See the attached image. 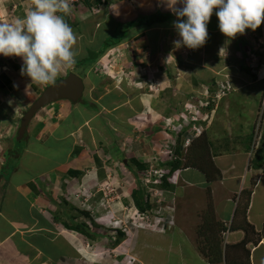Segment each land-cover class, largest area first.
Instances as JSON below:
<instances>
[{
	"label": "crops",
	"instance_id": "obj_1",
	"mask_svg": "<svg viewBox=\"0 0 264 264\" xmlns=\"http://www.w3.org/2000/svg\"><path fill=\"white\" fill-rule=\"evenodd\" d=\"M81 3L72 13L76 20L70 25L76 37L73 45L76 63L71 69H62L54 81L46 84L32 82L30 77L21 73V57L0 55V132L6 134L0 139V264H64L70 256L73 259L82 257L79 238L82 234L67 228L64 220V216H67L70 224L81 221L82 214L76 213L78 206L75 201L84 198L103 218L105 215L118 214L120 210L103 208L105 203L102 199L105 195L99 186L102 183H122L120 187L124 199H120L118 208L124 202L130 203L126 198L130 199L132 190L142 184L135 174V166L142 170L150 163V168L153 167L150 177L152 180L158 178L155 171L168 172L170 169L166 165L168 156L164 160L159 156V151L163 148L157 134L158 126L162 125L160 121L163 118L173 119L176 113L185 114L182 113V108H191L199 98L208 102L206 94H209V81L201 76L199 79L190 70L191 63L182 59L183 56L188 57L186 52H181V49L186 51L185 47H175L174 42L180 39L174 28V21L178 18L168 8L166 0H82ZM1 5L2 22H10V18H24L33 7L32 0H0ZM157 13L171 14V17L164 16L162 22L145 24ZM133 21L137 23L128 29L119 43L107 47L95 60L83 66L82 63L89 58L86 49L97 48L101 52V45L115 35L118 24ZM218 23L214 10L207 25L212 31V39L206 40L207 45L211 48V41L213 46L222 47L223 51L228 49L233 58L231 62L222 64V61H215V57L208 58V50L204 53L207 58L205 64L218 70L214 76L217 85L229 77L234 87H239L242 92H247L246 87H249L251 98H257L260 90L257 84L264 82V22L255 31L246 29L244 34H238L229 43H226L229 38L219 30ZM165 27L168 30L173 28V35L167 33ZM105 33L107 38L103 35ZM127 45L133 53L141 49L143 54L147 53L144 56L147 57V66L144 67L148 79L154 78L151 88L155 87L154 83L158 87V90L153 88L154 91L144 89L146 85L139 78L133 80L131 67L122 76L120 72L116 73L117 76L113 75L114 81L118 82L115 87L126 85L132 88L130 85L136 84L133 89L141 95L137 102L139 113L130 110L132 107L129 105L122 107L124 103L112 107L108 103L110 106L103 107L102 103L90 102L96 107L86 114V108L79 107L76 102L68 103L63 101L67 99H60L41 108L29 121L22 137L17 138L21 117L45 87L69 73H75L82 79L83 95H86L87 83L92 85L91 80L97 79L98 82L102 79L95 72V65L93 67L96 60L104 62L106 51L111 53L113 50L124 49ZM248 49L253 52L246 56L245 50ZM121 53L124 57V52ZM175 53L178 60L163 61V55L171 57ZM201 67L203 68L195 65L197 70ZM244 67H251L256 71L251 74ZM173 70L178 73L175 78ZM251 79L252 82H248ZM166 89L170 92L168 98L164 95ZM244 99L240 97L239 103L248 102ZM253 101L251 104H254ZM236 103V97L223 99L220 109L223 111V121L218 111L220 101L216 112L218 125L221 127L223 124L225 132L226 125L223 122L226 120L225 122H229L228 128L235 129L232 132L240 135V123L236 125L237 119L234 117L245 118L242 117L244 110L250 107ZM195 109L200 116L209 115L206 113L208 107ZM184 117H181L182 124L186 119ZM101 119L104 120L103 123ZM180 130L181 136L187 131L182 126ZM204 133L212 142L209 152L204 154L202 147L196 146L198 141L195 140V145L189 149V160L194 164L176 169L173 179L169 175L165 192L174 199L176 196L179 199L186 197V221L188 225L202 223L201 235H206L207 244L203 248L210 246L212 256L214 250L221 249L224 252L226 247L231 250L229 245L238 244L247 238L243 248L249 252V264H264V159L257 158L258 162H254L253 167L249 166L250 147H246L243 139L235 138L233 150L220 152L215 151L214 134L207 130ZM63 141L65 142L60 143ZM168 143V150L173 152V142ZM59 152L62 153L61 158L58 157ZM198 153L207 159L197 156ZM153 156L157 159L154 163L151 160ZM209 157L214 166L211 175L215 176L211 181L199 169V166L207 165ZM139 164L145 166L140 167ZM120 170L122 174H119ZM125 171L133 175V180L130 181L123 174ZM96 185L98 186L95 187ZM144 196L145 199L150 198L145 193ZM131 201L134 205L133 199ZM161 224L159 223L160 226ZM174 224L176 228L173 230L177 232H173V238L171 231L166 236L170 239L168 247L173 252V264H211L204 258L209 256V250L207 254L204 253L205 256L197 251V242L184 232L181 225L177 228V222ZM247 224L252 226V231L245 230ZM162 225L165 226L164 223ZM187 229L188 227L185 230ZM214 235L217 240L212 238ZM163 239L165 238L160 236L156 246H160ZM235 260L238 261V258ZM222 263L225 264V261Z\"/></svg>",
	"mask_w": 264,
	"mask_h": 264
},
{
	"label": "rangeland",
	"instance_id": "obj_2",
	"mask_svg": "<svg viewBox=\"0 0 264 264\" xmlns=\"http://www.w3.org/2000/svg\"><path fill=\"white\" fill-rule=\"evenodd\" d=\"M81 1L82 0H77V1L74 0V2H72L70 0L69 2H70L71 12L69 14L59 13L60 15H64V19L69 25H71V22L73 23L76 20L75 17H73L72 13L74 12L75 8H77V5L82 4ZM0 9H3L2 5L0 6ZM10 19L11 21L12 19L14 20V18H10ZM164 29L166 30L167 33H170L171 35H173V28L171 30H168L165 27ZM211 32L212 31L208 29L209 39H212V35L210 36ZM103 35L106 36V38L108 36L106 33ZM106 40L107 42H109L110 40L112 41V38L109 37ZM106 40L105 41L103 40L104 43L101 45V50L104 48V44ZM210 44H211V48L208 47L207 41H206V43L198 49H189L187 47H185L186 51L181 49V52H186V54L188 55L187 58L183 56L182 59H184L187 63L193 64V65L189 64V66H191L190 70L193 71V74L197 75L198 77L201 76L203 79L209 81V94L208 93L206 94L207 96L206 100L208 101V103L203 106V107H208V109L206 110V113L209 115L207 116H205L206 114L204 115V119L206 121L205 122L200 121L203 116L198 115L197 110L193 111L190 114V116H193V115L196 117L200 116L198 122H200L201 124L198 125L196 122V125H197L196 127H198L199 132H201V130L203 129L204 132L207 130V132L214 134V142L216 146L215 151L227 152V151L233 150L234 147L232 146V143L236 142L235 138L239 137L243 139V141L246 144V147L247 145H249L250 147L249 155L251 159L250 161L248 160L249 162L248 164L249 166H252L254 165V162L256 163L258 162L257 158H262V160L264 159V82H259L260 85L257 84L258 87H260L257 98H251L252 95L250 93L251 91L249 90L250 89L249 87H246L247 92H242V90H239V87L236 88L237 86L234 87L232 80L229 77H227L223 81H220L221 83L218 82V87H217V83L215 81L214 76L218 70H215L214 68H210V66L205 64L207 58H205L206 54L204 53H207V51L210 50V53H207L208 58L210 57L213 59L215 57L216 58L215 61L217 62L222 61V64L223 62L226 63L227 61L231 62L230 60H232L233 55L230 54V50L228 49H225L223 51L222 47L213 46V43H211V41H210ZM256 49L258 50V48ZM96 50L97 48L96 49H90V48L86 49V53L88 52L89 58H87V60H85L82 63L83 66L91 63L90 60H95V56L100 51V50H97V51ZM127 50H129V52H127ZM135 51L136 52L133 53V51H131L130 46L127 45L126 48L113 50L111 53H108V51H106L107 56L103 60L104 62L102 61L97 62L96 60L95 64H93V67L95 65L94 70L99 76L102 77V79L101 81H98L99 83L96 82L97 79L91 80L93 83L92 85L91 83H87L86 95L85 94L82 95L81 99L76 102V104L79 107L86 108L87 110L85 112L86 114H89L92 109L95 110L96 105L91 104L92 102L93 103L99 102L100 104L102 103L103 107L110 106V105H107L108 103H111L110 107L118 106V105H121V103H124L122 107H126L129 105L132 107V109L130 110L134 112L137 111L136 113H139L140 110L137 107V102H139L141 95H139L140 93L135 92L136 90L133 89L136 86V84L132 83V85H130V87L132 88H129V86H126V85L124 86L125 88L115 87L118 85L117 84L118 82H116V80L114 81V78H113V75L114 74L116 75V73H119V72H120V76H122V74H124L127 71V69L130 67L132 68L131 74H133L132 75L133 80L136 77L139 78V80L143 83V85H146L144 89L146 88L147 91L148 89L149 91H154L153 88L158 90V87L156 86L157 83H154L155 87L152 86L151 88V84L152 82H154L153 80L154 78L150 77L148 79V75L144 67V65L147 66V61H146L147 57L146 58L144 57V56H147V53L143 54L142 49L135 50ZM82 52L83 54H85L84 51ZM121 52H124V57L122 56ZM245 52L247 53L246 56H249V54L253 51H250L248 49V50H245ZM171 57L166 56V55L162 56L164 62H169V60H172L171 62H173L174 60H178L176 53L175 55ZM106 59L107 61H105ZM251 59H253V57H251ZM251 59L250 61H252ZM165 64L168 65L167 63ZM196 64L203 66V68L201 67L200 70H197L195 68ZM139 69L141 71H135ZM251 70H252V73L250 71L251 74H254V72L256 71L253 68H251ZM79 71H80V68H79ZM176 73L173 70V78H175V75L178 74ZM201 77H199V79H201ZM180 80H181V76H180ZM143 81H146V82H143ZM248 82H252V79ZM234 84H236L235 81H234ZM247 86H253V85L247 84ZM218 89H220L219 92H218ZM141 90L142 89L140 88V91ZM169 94H170L169 89H166L164 91V95H167L166 98L170 96ZM219 95H222L221 96L222 99L220 100L218 99ZM232 97L237 98V103H238V104L236 103L237 105L245 104L249 106L250 108L253 107L252 109L249 108L250 110L242 109L245 111L242 117H245V118H240V116L234 117L235 119H237L236 125L240 123V128H241L240 135H237L236 133L234 134L232 132L235 129L232 128V130H230V128H228L229 122H225L226 120L223 122L226 125V132L224 131L223 124L221 127L220 125H218L219 118L217 119L218 112H216L217 106H218L217 103L218 101L222 102L223 99L225 98L230 99ZM240 97H244L245 98L244 101H248V102L239 103ZM63 101L72 103L69 100H63ZM252 101L254 102V104H251ZM203 102L204 100L199 98V100L195 101L193 105L197 106L201 104L200 106H202ZM221 108L222 107L220 103L218 111H220ZM182 111H183L182 113H185V114L176 113L175 115H173V119H170V118L162 119L161 118L163 121H160L162 122L161 123L162 125H160V127L158 126L159 129H157L158 130L157 134L159 136L158 137L159 140L161 141V143H163V148L161 149V151H159L161 154L159 156L160 157L162 156V159L167 156L169 159H171L175 156L174 155L175 153L171 152V150L169 152L168 142L171 141L173 142V144H175L179 138L184 140V137L182 138V136L180 135L181 126L185 127L187 130H189L190 127L192 126V124H189L192 122V120L189 119L188 110L187 109L185 110L184 108H182ZM212 114L214 115L211 118ZM129 115L131 116V114ZM182 116H185L184 118H186L184 119L183 124L181 122ZM220 116L222 117V121H223V111L222 110L220 111ZM229 120H230V116L227 117V121ZM101 122L103 123L104 120L101 119ZM219 130H221L222 133H220ZM1 136L2 137L6 136V134L4 132H0V139H3ZM44 140L46 139L44 138ZM15 142L19 143L20 141L15 140ZM64 142L65 141L60 142V143H64ZM180 148L182 150L183 156L182 155L180 156L179 164L181 165L180 167H184L186 164L189 163L187 159L189 158L190 151L189 150L186 151L187 147L180 146ZM58 155H59L58 157L61 158L62 153L59 152ZM151 160L154 163L156 161V156H153ZM149 165L150 163H148L146 168L142 170L139 167L137 168L135 166V169H136L135 174L137 176V179L142 182V185L144 186V189H145V194L148 195V197H150V198L146 197L149 208L143 212L136 209L137 207H135V205L132 204V201H131L132 197L130 199L126 198L127 202H130V203L124 202L123 203L124 205L120 204L121 206L120 208H118L117 204L119 203L120 199L122 200L124 199L123 195H121L122 193H121L120 185H123L122 183L120 184L119 183L118 184L102 183L99 186L101 190H103V193L105 195V197L102 199L104 200L102 202L105 203V206L103 208H106V209L112 208L113 211L120 210L118 214L115 213V214L105 215L106 217L103 218L101 216V213L97 212L94 206L89 205V203H87L84 198H80V200L75 201V204H77L78 206L76 209V213L82 214V219L78 223L86 224V225L82 224V227H80L79 230L86 231L87 229L89 235L85 236L82 234L79 237L81 240V244H82L81 245L82 257L77 256L75 257V259H73L72 256H70V258L64 264H173V252H171V249L168 247V241L170 239L166 238V236L167 234L169 235L171 231L172 238H173V232H177V230H173L174 228H176V225L174 224L175 222H177V228L180 227L181 225V228L184 230V232L186 234H189L192 240L197 242L196 243L197 251H200L205 256L204 253L207 254L208 252L207 250H209V256L204 257L205 259L207 258L206 259L207 261L209 262L217 261V259H213V257L216 258V255L212 256L210 254V248H209L210 246L203 248L207 244L205 241L206 235H201L202 223H197V225L195 223H189L188 225V221H186V216H187L186 214L188 210V203H186V197H182L181 199H179L175 195L176 198L174 199V197L166 193L165 188L161 187V185L157 183V180L153 181L150 178L151 174H153L152 173L153 171L151 172L153 167L150 168ZM127 172L128 171H125L123 174H126L129 177L130 181L133 180L132 179L133 175ZM119 174H122L121 170L119 171ZM156 175H158V173H156ZM169 175H171L172 179L173 177H175L173 175V171L170 174L168 171V174H166L165 177L168 178ZM166 182L168 183V179L166 180ZM97 186L98 185H96L95 187ZM119 196L121 198H119ZM63 201L64 203L66 202L64 199ZM63 201H62V204H63ZM108 204L110 207H108ZM79 207L83 209L80 210ZM64 210L65 208H63V211L62 210L61 211L64 212ZM158 218L160 219L163 218L162 221L159 219V222H161L162 224L164 220L169 219V221L173 222V225L171 226L165 225L163 227V225L161 224L160 226L158 223H156V221L154 222V220ZM64 220L67 222V224H70L69 217L64 216ZM86 221L89 223H86ZM186 227H188L187 230H185ZM118 232H121L123 235H119ZM179 235H181V233H179ZM160 236L165 239L162 240L160 246H156L157 239H159ZM215 237L216 236L214 235L212 238L217 240V238ZM235 249L236 248L231 249L232 253L234 252V254L236 253ZM238 255L239 254L235 255L234 258L238 257ZM218 261H217V264H224L222 263L223 260L219 262ZM232 263L237 264V262L235 261L225 262V264H232ZM242 264H245V263H242Z\"/></svg>",
	"mask_w": 264,
	"mask_h": 264
},
{
	"label": "clouds",
	"instance_id": "obj_3",
	"mask_svg": "<svg viewBox=\"0 0 264 264\" xmlns=\"http://www.w3.org/2000/svg\"><path fill=\"white\" fill-rule=\"evenodd\" d=\"M32 3L33 7L24 18L0 21V55L21 57V73L32 82L46 84L54 81L62 69H71L76 63L75 34L64 15L58 14H69L71 7L69 0H32ZM166 3L178 18L174 21L180 37L174 42L177 49H198L206 43L207 25L214 10L219 30L229 38L226 43L244 34L246 29L255 31L264 22V0H166ZM203 106H191L190 113ZM198 120L199 117L191 123ZM162 176L153 181H162ZM163 223L173 225L169 219Z\"/></svg>",
	"mask_w": 264,
	"mask_h": 264
},
{
	"label": "trees",
	"instance_id": "obj_4",
	"mask_svg": "<svg viewBox=\"0 0 264 264\" xmlns=\"http://www.w3.org/2000/svg\"><path fill=\"white\" fill-rule=\"evenodd\" d=\"M164 16L166 18H169L171 17V14H161L160 13H157V14H153L151 16V18L149 19V22H145V24L147 25H152L153 23L155 22H162L164 19H162V17L164 18ZM156 17V18H155ZM137 22H128V23H125V24H118L117 25V29H116V32H115V35L112 38V41L110 42H105L104 44V48L102 49L101 52H99V54L97 53V55L95 56V59L98 57V55H100L107 47L111 46V45H116L117 43H119L127 34V31L129 28H131L132 26H134ZM92 61V60H90ZM245 70H247V72L250 71V68L248 67L247 69L244 67ZM218 87V85H217ZM219 99H222L219 98ZM223 102V101H222ZM222 102H220L222 104ZM204 116L201 118V122H204ZM197 123H200L197 121ZM191 128V127H190ZM188 135V134H187ZM184 132L182 138L184 137V140L179 138L177 140V142L175 144H173V153H175L173 159H169V161H167L166 165L170 166V170H169V174L173 171H175L176 169L180 168V156L182 155L183 156V153H182V150L180 148V146L183 145L184 141H185V137L187 136ZM198 137V138H197ZM195 140H197V145L199 148L202 147V150H204V154L206 152H209V148L211 147V144L212 142L208 139V135H206V133H204L203 129L201 131V133L198 135V136H194L192 137L191 139V143L190 145L187 147L186 151H188L190 149V147H192L193 145H195ZM208 147V149H207ZM197 156L199 155V157H202L204 160H206L207 158H205V156L203 155H200V153L196 154ZM209 159V162L207 163L206 166H199V169H201L206 177H207V180L211 181L212 179L215 178L214 175H211V171L213 170L214 166H213V163L211 162V159L210 157L208 158ZM187 161H189L188 164H194V162H190L189 158L187 159ZM187 165V164H186ZM145 165L142 164L140 165V167H144ZM168 174V172H165L162 176V181L161 183H159L161 185V187L165 188L166 189V186H167V178L165 177V175ZM165 177V178H164ZM144 193H145V189H144V186L140 183V185L135 188L134 190H132V199L134 201V205L137 207L138 210L140 211H145L149 208V205L147 203V200L145 199V196H144ZM250 193V192H248ZM82 224H85V223H73V224H65V226L69 229H72V230H75V231H78L80 232L81 234L85 235V236H88V231L86 229V231L84 230H79L80 227H82ZM86 225V224H85ZM245 230L248 232V231H252V226L247 224V227H245ZM119 235H123L121 232H118ZM246 240L247 238L243 239L240 243L238 244H235V245H229L231 246L232 248H236L235 250L237 251L236 252V255H238V257H235L233 256V253L230 249H227L228 247H226L224 249V252L221 251L220 249H217V250H214L213 253L214 255H216V258L213 257V259H217V261H224L226 260L225 262H229V261H235L237 262V264H242V263H245V264H249L248 262V256H249V252L247 249L243 248L244 247V244L246 243ZM220 250V251H219ZM227 257V259H226ZM238 258V261H236L235 259ZM217 261H211V263H217ZM218 261V262H219ZM233 264V263H232Z\"/></svg>",
	"mask_w": 264,
	"mask_h": 264
},
{
	"label": "water",
	"instance_id": "obj_5",
	"mask_svg": "<svg viewBox=\"0 0 264 264\" xmlns=\"http://www.w3.org/2000/svg\"><path fill=\"white\" fill-rule=\"evenodd\" d=\"M83 90V81L75 73H69L66 77L45 87L39 96L28 106L27 110L21 117L19 128L17 130V138L22 137L29 121L40 108L60 99L77 102L81 99Z\"/></svg>",
	"mask_w": 264,
	"mask_h": 264
},
{
	"label": "built area",
	"instance_id": "obj_6",
	"mask_svg": "<svg viewBox=\"0 0 264 264\" xmlns=\"http://www.w3.org/2000/svg\"><path fill=\"white\" fill-rule=\"evenodd\" d=\"M220 91V89H218V92ZM218 92H217V94H218ZM217 94H216V96H217ZM222 95H219L218 97H221ZM208 102H203V104L202 105H206ZM201 105V104H200ZM187 110H188V112H189V114H191L190 112H191V109L190 108H187ZM189 119L190 120H192V121H196L197 120V117L196 116H190L189 117ZM190 124H192V126H191V128L189 129V130H187V131H185V132H187V136L185 137V141H184V143H183V147H188L189 145H190V143H191V139H192V137H194V136H196V135H198V134H200V132L198 131V127H196L197 125H195V124H193V123H190ZM169 152H170V150H169ZM157 160V159H156ZM156 173H158V177H161L162 175H163V173L161 172V171H155ZM161 181H160V179L159 180H157V183H160ZM159 219L160 218H158V219H155V221H156V223H158L159 222ZM160 220H163V218L162 219H160ZM141 224H143V223H141Z\"/></svg>",
	"mask_w": 264,
	"mask_h": 264
},
{
	"label": "bare ground",
	"instance_id": "obj_7",
	"mask_svg": "<svg viewBox=\"0 0 264 264\" xmlns=\"http://www.w3.org/2000/svg\"><path fill=\"white\" fill-rule=\"evenodd\" d=\"M44 107H45V106H44ZM42 108H43V107H42ZM40 109H41V108H40ZM40 109H39V110H40ZM39 110H38V111H39ZM38 111H37V112H38ZM32 118H33V117H32ZM32 118H31V119H32Z\"/></svg>",
	"mask_w": 264,
	"mask_h": 264
}]
</instances>
